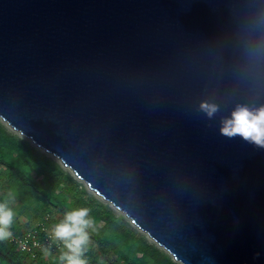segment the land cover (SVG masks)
Here are the masks:
<instances>
[{"label":"water","instance_id":"95a60500","mask_svg":"<svg viewBox=\"0 0 264 264\" xmlns=\"http://www.w3.org/2000/svg\"><path fill=\"white\" fill-rule=\"evenodd\" d=\"M237 104H264V0H0V116L182 264H264Z\"/></svg>","mask_w":264,"mask_h":264},{"label":"trees","instance_id":"16d2710c","mask_svg":"<svg viewBox=\"0 0 264 264\" xmlns=\"http://www.w3.org/2000/svg\"><path fill=\"white\" fill-rule=\"evenodd\" d=\"M9 193L15 195L13 207L20 215L32 216L42 205L52 206L50 213L62 215L72 207L91 208L92 215L103 223L93 241L106 264H181L121 221L111 207L90 197L54 158L0 121V199ZM41 258H30L15 240L0 243V264H46ZM89 260L98 263L90 255ZM53 264H58V257Z\"/></svg>","mask_w":264,"mask_h":264},{"label":"clouds","instance_id":"9594fccd","mask_svg":"<svg viewBox=\"0 0 264 264\" xmlns=\"http://www.w3.org/2000/svg\"><path fill=\"white\" fill-rule=\"evenodd\" d=\"M198 111L212 121L220 106L209 100L199 103ZM220 135L227 139L239 137L254 148L264 150V104L251 107L237 104L229 115L220 118ZM15 195L6 194L0 199V243L13 239L17 211L13 207ZM103 223L92 215L87 206L66 210L61 219L48 231L49 246L42 248L45 257L51 255V246L59 249L58 264H90L89 252L94 247L93 236L100 233ZM259 255V253H257ZM98 264H105L98 258Z\"/></svg>","mask_w":264,"mask_h":264},{"label":"rangeland","instance_id":"374dc122","mask_svg":"<svg viewBox=\"0 0 264 264\" xmlns=\"http://www.w3.org/2000/svg\"><path fill=\"white\" fill-rule=\"evenodd\" d=\"M0 121L12 132L16 133L17 135L29 140L37 149L44 152L46 155L54 158L66 171L70 172L71 175L85 188L88 195L94 199H96L98 202H101L105 205H108L111 207L116 214L118 215L119 219L121 221L126 222L131 228L136 229L139 233L145 235L147 239L156 244L161 249L168 252L163 246L159 245L146 231L141 229L139 226H137L131 217H129L124 211L119 209L117 206H115L111 201L104 198L102 195L98 194L93 188H91L87 182L84 179H81L75 171L68 165H66L59 157L55 156L53 153L47 151L45 148L37 145L31 138L26 137L24 134H22L19 130L15 129L11 124H9L6 120H4L0 116ZM53 207L49 205H42L38 212L35 213L32 216H26V215H20L17 214L16 217V223L14 225V236H18L19 234H28L30 232L35 233L37 236H42L44 233L48 235V231L50 230L51 226L56 223L59 219L62 218V213H55L52 214L49 211L52 210ZM49 246V245H48ZM169 253V252H168ZM35 254H37L36 257H32V254H28L30 258H41L40 260H44L46 264H53V259L59 256V249L56 248L54 245L51 246V255L45 257L42 253V248H37L35 250ZM170 254V253H169ZM91 258L98 262V258H101V252L99 250L98 245L94 242V247L91 249L89 254ZM171 255V254H170ZM107 262H105L106 264ZM90 264H94L92 261H90ZM98 264V263H97ZM182 264V263H181Z\"/></svg>","mask_w":264,"mask_h":264},{"label":"built area","instance_id":"2783aa9c","mask_svg":"<svg viewBox=\"0 0 264 264\" xmlns=\"http://www.w3.org/2000/svg\"><path fill=\"white\" fill-rule=\"evenodd\" d=\"M12 240H15L19 243L21 250L28 253L29 255L32 254V257H36L35 250L37 248H44L48 247L50 244L48 235L44 233L42 236H37L35 233H28V234H19L18 236H14Z\"/></svg>","mask_w":264,"mask_h":264}]
</instances>
